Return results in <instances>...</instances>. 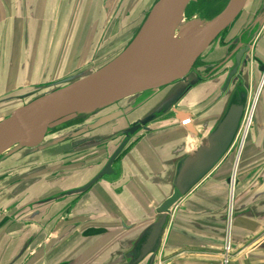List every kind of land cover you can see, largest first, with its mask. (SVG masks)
Instances as JSON below:
<instances>
[{
	"label": "rangeland",
	"instance_id": "rangeland-1",
	"mask_svg": "<svg viewBox=\"0 0 264 264\" xmlns=\"http://www.w3.org/2000/svg\"><path fill=\"white\" fill-rule=\"evenodd\" d=\"M158 1L43 0V11L39 12L35 0H0V121L14 109L116 57L135 39ZM257 1L248 0L243 12L248 14ZM227 2L192 0L185 14L200 17L187 18L182 14L176 34L184 33L187 24L195 19L207 23L205 19L219 13ZM22 4L28 7L29 20L24 19ZM239 19L237 16L197 58L186 80L123 97L92 111L75 112L55 123L36 147L12 145L0 151V264H59L71 257L81 242L85 243L81 229L97 220L95 209L88 207L90 188L79 194L71 191L95 175L125 138L122 131L133 122L161 108L157 114L167 115L153 120L151 127L155 122L181 124L176 122L178 113L172 110L176 108L194 113L196 123L207 132L210 125L207 116L218 114L225 97V92L222 95L219 92L226 85V76L238 66L234 53L227 57V51L237 48L239 41L234 43L237 31L248 20L241 17L238 23ZM222 72L224 78L220 76L215 83L214 78ZM256 77L260 83L262 76ZM195 78L200 79L191 89L187 88ZM253 99L248 105L251 103L250 109L254 108L253 115L256 110L253 117L256 119L257 114L260 119L264 92L257 107ZM242 123L228 155L233 163L232 173L238 157L246 153L250 143L248 117ZM146 132L149 131L138 130L127 146ZM125 151L126 148L113 163L116 172L121 169ZM34 209H40L42 214L33 217ZM68 225L79 228L71 229V234L48 250ZM33 232L37 234L31 235ZM87 255L85 264H95L88 262Z\"/></svg>",
	"mask_w": 264,
	"mask_h": 264
},
{
	"label": "crops",
	"instance_id": "crops-1",
	"mask_svg": "<svg viewBox=\"0 0 264 264\" xmlns=\"http://www.w3.org/2000/svg\"><path fill=\"white\" fill-rule=\"evenodd\" d=\"M220 76L224 78V74L219 75L214 78L215 83ZM188 113L192 130L175 122H155L149 132L126 147L120 171L90 187L88 207L95 209L98 221L81 229L85 243L81 242L73 255L62 261L73 258L75 264H85L88 253L90 263L107 262L123 241L151 220L152 209L169 191L173 168L165 162L182 155L206 136L220 110L212 118L206 113L210 119L207 132L194 120L196 115ZM256 117L258 135L250 133L247 151L236 163L233 195L229 184L233 163L227 156L176 205L157 264H264V108L260 119L257 114ZM178 121L181 123V117ZM90 226L105 227L110 232L86 238L82 231ZM77 228L78 225H68L48 250L65 232L68 234L60 242ZM34 234L37 233H31ZM228 237L234 253L225 263L224 244Z\"/></svg>",
	"mask_w": 264,
	"mask_h": 264
},
{
	"label": "water",
	"instance_id": "water-1",
	"mask_svg": "<svg viewBox=\"0 0 264 264\" xmlns=\"http://www.w3.org/2000/svg\"><path fill=\"white\" fill-rule=\"evenodd\" d=\"M178 1L186 10L192 0ZM247 1L228 0L219 13L207 19L211 23L205 32L192 43L190 49L171 66L161 71L150 72L141 65L146 51L150 50L156 39H161L168 32L169 20L164 17V22L162 21L163 24L157 35L150 36L140 43L144 23L135 39L109 62L91 73L70 79L67 85L47 92L14 109L8 117L1 120L0 150L15 144L29 148L37 146L46 135L50 124L75 112L85 110L89 98L103 95L101 91L113 90L117 84H125L127 88L117 93L109 102L147 90L158 89L177 80H186L197 58L238 16ZM171 2L174 0H159L154 7L159 3L166 7ZM199 79L192 80L187 88L191 89ZM226 81V85L219 92V95L225 92L224 102L208 134L201 137L197 144L193 143L192 147L182 155L165 162L173 168L169 191L152 209L151 220L123 241L113 257L102 264H157L160 248L176 205L229 155L239 135L249 101V77L243 68L238 70L237 66L226 76ZM229 81H231V87L226 90ZM166 104L163 103V105ZM160 109L154 111L153 115L138 119L130 127L124 129L122 134L125 138L120 140L102 167L86 184L71 192L82 193L104 176L116 174L113 166L116 158L126 148L132 135L140 129L149 130L151 128V122L161 116L157 114ZM172 110L181 112V120H188V112L176 108ZM187 127L192 130L193 124L188 123ZM236 182L237 179H234L235 185ZM39 212L41 213L39 209L33 211V216L36 214L40 216ZM108 232L110 230L105 227L90 226L82 231V235L87 238ZM67 234L68 232H65L56 239L50 250ZM59 264H75V260L71 258Z\"/></svg>",
	"mask_w": 264,
	"mask_h": 264
},
{
	"label": "bare ground",
	"instance_id": "bare-ground-1",
	"mask_svg": "<svg viewBox=\"0 0 264 264\" xmlns=\"http://www.w3.org/2000/svg\"><path fill=\"white\" fill-rule=\"evenodd\" d=\"M160 5L161 4L159 3L156 7H154L152 14L145 22L142 33L140 34V43H142L145 39H147L150 36H156L157 32L160 30L164 22L163 20L164 17L168 18L169 30L166 33V35H164L161 39L158 40L156 39L155 42L153 43L154 45L150 44L152 45L150 47V50L148 52L146 51V54L143 59L140 58L143 60V64L141 66L150 72L161 71L171 66L174 62H176L181 56H183L190 49L192 43L205 32L207 26L211 23V21L207 19H205L207 23H204V21L201 20L195 21L196 20L195 19L193 22L191 21L188 24L186 23L187 26L186 29L184 30V33L176 34V28L181 21V15L184 14V16L187 17L185 14V7H183L178 0H174V2H171V4L167 5L166 7ZM196 16L197 18L200 17V15L198 14H194L191 17H196ZM191 17H187V18H191ZM126 88L127 87L125 86V84H117L113 90L101 91L103 95L96 96L94 98L92 97L87 100L88 103L85 109L92 111L97 106L108 104L109 101L113 99L117 93L125 91ZM97 93H99V91ZM137 94L138 93L130 95V97H134ZM178 116L182 117L181 112H178ZM58 121L50 124L47 133L49 132L50 128H52V126ZM191 121L192 119L190 118L188 120H184V121L182 120L181 125L185 127L187 126L188 123H191ZM46 135L44 136V138L46 137ZM16 145L19 144H15L13 146ZM164 240H165V236H164Z\"/></svg>",
	"mask_w": 264,
	"mask_h": 264
},
{
	"label": "flooded vegetation",
	"instance_id": "flooded-vegetation-1",
	"mask_svg": "<svg viewBox=\"0 0 264 264\" xmlns=\"http://www.w3.org/2000/svg\"><path fill=\"white\" fill-rule=\"evenodd\" d=\"M35 1L37 2V5L39 7L38 8L39 12L40 11L42 12L43 11L42 10L43 0H35ZM23 6L24 5L22 4V7ZM26 8L25 6L23 8L25 10L24 19L29 20L30 17H27L28 12H26V10H28V7ZM243 11L244 10H242L238 14V16H240V19L241 17H246V19L248 20L247 22L239 26L236 37L234 39V43L239 41V44L237 45V48L235 47L231 49L230 51H227V53H229L227 57L232 55V53H234L235 60L236 62H238L237 65L239 69L243 68L245 72L248 74L249 87H250L249 102L251 101V99H253L252 98V92H253L254 94L253 100H256L254 105L257 107L258 105L257 101L258 99L260 101V99L262 98V94L264 92V0H258L256 5L254 6V9L250 10L248 14H246V12H243ZM240 19L237 21L238 23H240ZM28 34H29V30H28ZM223 72L219 74L222 75ZM256 74H258L260 77L262 76L260 83H258L256 80L257 79ZM229 85H231V81H229L226 87V90L230 88ZM255 112L256 110L254 111L253 116H255ZM255 120L256 119L253 117L251 120L250 126H249V131L247 132L248 134H250L251 131L254 129V132L256 133V135H258L257 127L259 123L256 124ZM262 143L264 144V135L262 136ZM60 172L63 173V169H60ZM230 179L231 181L229 182V184L231 187L233 179H237V169L234 173L231 174Z\"/></svg>",
	"mask_w": 264,
	"mask_h": 264
},
{
	"label": "built area",
	"instance_id": "built-area-1",
	"mask_svg": "<svg viewBox=\"0 0 264 264\" xmlns=\"http://www.w3.org/2000/svg\"><path fill=\"white\" fill-rule=\"evenodd\" d=\"M250 104L247 106L246 113L244 116V120L248 117V123H247V130L248 131H249V126H250L251 120L253 118V109H254V108H252V110L250 109ZM242 125H243V123H242ZM241 129H242V126H241ZM241 129H240V131H241ZM230 189L232 190V195H233V191L235 189L234 179L232 181ZM230 214H232L231 210H230ZM233 253H234L233 246L231 245V242H230L229 237H228L225 244H224V262L225 263H227L229 261V258L233 255Z\"/></svg>",
	"mask_w": 264,
	"mask_h": 264
}]
</instances>
